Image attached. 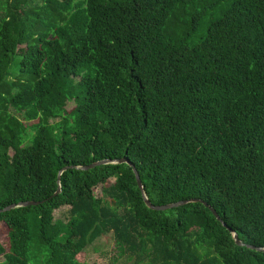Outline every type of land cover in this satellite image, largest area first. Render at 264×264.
<instances>
[{
	"label": "trees",
	"instance_id": "1",
	"mask_svg": "<svg viewBox=\"0 0 264 264\" xmlns=\"http://www.w3.org/2000/svg\"><path fill=\"white\" fill-rule=\"evenodd\" d=\"M122 158L154 206L199 201L76 169ZM24 202L0 264H85L110 234L133 264H264V0H0V211Z\"/></svg>",
	"mask_w": 264,
	"mask_h": 264
},
{
	"label": "water",
	"instance_id": "2",
	"mask_svg": "<svg viewBox=\"0 0 264 264\" xmlns=\"http://www.w3.org/2000/svg\"><path fill=\"white\" fill-rule=\"evenodd\" d=\"M110 164H128L134 171V174L136 176V180H137V183H138V186L144 196V200H145V203L146 205L150 208V209H153V210H158V211H164V210H168V209H172L174 207H177V206H180V205H183L187 202H198L199 200H189V201H182V202H178V203H175V204H169V205H165V206H154L150 200L146 197V194H145V191H144V187H143V184H142V181H141V177H140V174L137 170V168L135 167V165L133 163L130 162V160H128L127 158H122L120 160H103V161H100V162H97V163H94L92 164L91 166H88V167H76V169L78 170H87V169H90V168H94V167H98V166H103V165H110ZM74 169V167H71ZM67 168H64L60 173H59V180L61 178V174L64 170H66ZM59 192V191H58ZM206 207L210 208L212 210V212L214 213V215L218 218V220L222 221V218L221 216L219 215V213L210 206L209 203L207 202H202ZM39 203L38 202H24V203H20L19 205H12V206H9L3 210L0 211V213H4V212H8V211H11L13 209H16L18 207H22V206H32V205H38ZM226 226V225H225ZM235 238L237 240V243L239 246L241 247H244L245 245L242 243V241L240 240L239 238V235H235ZM250 249H255V248H252V247H249ZM258 251H263L262 249H258Z\"/></svg>",
	"mask_w": 264,
	"mask_h": 264
},
{
	"label": "rangeland",
	"instance_id": "3",
	"mask_svg": "<svg viewBox=\"0 0 264 264\" xmlns=\"http://www.w3.org/2000/svg\"><path fill=\"white\" fill-rule=\"evenodd\" d=\"M73 108V104L68 105V110ZM51 123H56L52 121ZM64 218V214L61 215ZM115 244L113 235H106L99 239L96 244L89 247L84 254L85 264H133L126 258L117 259L115 255ZM117 253V252H116ZM4 258H0V263L4 262Z\"/></svg>",
	"mask_w": 264,
	"mask_h": 264
}]
</instances>
